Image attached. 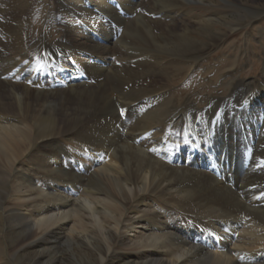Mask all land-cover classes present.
Wrapping results in <instances>:
<instances>
[{
  "label": "bare ground",
  "instance_id": "1",
  "mask_svg": "<svg viewBox=\"0 0 264 264\" xmlns=\"http://www.w3.org/2000/svg\"><path fill=\"white\" fill-rule=\"evenodd\" d=\"M11 2L0 0V48L15 50L16 82L0 81V262L264 264V79L232 93L240 108L222 118L223 99L200 111L155 90L226 38L213 15L194 23L185 8L197 2L178 0L171 22L114 23L115 0H55L45 16L62 36L48 42L25 22L38 1ZM112 29L156 51L149 68L117 48ZM55 53L66 66L55 67ZM85 63L99 84L77 70ZM149 116L164 121L163 135ZM242 145L261 156L247 161Z\"/></svg>",
  "mask_w": 264,
  "mask_h": 264
},
{
  "label": "rangeland",
  "instance_id": "2",
  "mask_svg": "<svg viewBox=\"0 0 264 264\" xmlns=\"http://www.w3.org/2000/svg\"><path fill=\"white\" fill-rule=\"evenodd\" d=\"M11 1L12 4L15 0ZM35 1H38V4L35 7L33 15L31 19H27L25 22L29 25L34 38L45 37L48 42H53L60 38L62 33L58 31L57 28L53 27V24L47 20L45 13L49 5H54V7H56L55 0ZM125 1L129 3L128 7L125 6ZM137 1L139 3V0H115L114 8L111 12H108V21L115 23L117 22V18L121 15V18L124 20H133L136 19V17H141L146 21L154 22L162 19L164 21V18H166L171 22L173 17L170 13H174V11L169 9L168 6H170V4L172 6L178 0H147L148 2L145 0V3H149V5L142 6L135 10L133 6L137 5ZM195 1L197 3L192 2L193 4H191V6L185 8L186 11L188 10L189 12L186 18L196 23L203 18V20H206L207 16L212 14L214 17L213 19L216 21L213 29L214 32L224 35V38L225 36L226 38L221 40L209 55L202 57L198 62L181 60L180 62L183 63V67L180 68L185 69V73H181L179 77L158 81L159 83L155 85V90L159 92L167 91L170 98L174 100L180 108H183L189 102H193L200 111L209 109L214 99L218 102L220 99H223L224 102H219L220 105L215 114V116L221 115L222 118L228 111H231L232 108H240L242 98L237 97V95L232 96V93L241 94L238 91L240 86L244 84H258V81H263L264 79V0ZM192 9H196V11H192ZM71 18H74V16L71 15ZM25 22H17L12 31L15 34L22 33ZM237 23H239L240 26L234 28ZM112 30L117 37L115 39L117 48L123 50L131 57L135 55L139 56L140 60L137 61L138 64L134 65L141 68H149V57L151 54H156V51L153 52V48L140 47L131 40L121 43L119 41L124 31L122 29L120 32L115 29ZM155 34L156 36H160L157 31ZM20 38L21 35H19V39ZM0 49V81L14 84L16 82L12 80V74L13 72L15 73V68L14 61L11 57L15 56V50H9V48ZM163 55H165L163 56L165 59L163 61L165 69L170 72L177 70L178 68L175 66L179 62L175 57L170 53ZM37 56L43 55L38 54ZM64 59L65 54L63 53H55L53 57H50V60L54 61L55 67L66 66L63 62ZM131 60L135 59L131 58ZM75 66L76 65L72 66L70 70H74ZM77 70L88 77V83H90V85L100 83L97 82L99 75L94 71V67L90 66L88 63L81 64ZM107 83L108 80L106 83L103 82L101 84L105 85ZM116 86L119 87L118 83ZM250 88L251 87H248L247 89ZM244 93L245 91L242 93L243 96L245 95ZM115 110L117 115L120 114V110L117 106H115ZM233 112L240 113V111L236 110H233ZM111 117H113V115L110 114L104 117V119H110ZM163 117H166V114ZM188 118H190L189 115ZM147 120L153 123L151 127L158 128L161 132L159 135H163L164 121H159L158 119V121L154 122L151 116H149ZM188 121L189 119L184 122L186 127L191 125ZM139 126H144V123H139ZM104 127H106V125H104ZM212 128H214V125L211 129ZM149 131L138 130L137 133L144 134ZM242 148L243 157L247 161L251 159L256 160L261 156L257 148L254 151L251 146L242 145ZM233 151H237V148L234 147ZM251 155L252 157H250ZM4 242L6 243L7 251H9L10 247H8L9 244L7 240ZM61 252L62 251L59 252V255H61L59 257L63 258ZM0 264H19V261H1Z\"/></svg>",
  "mask_w": 264,
  "mask_h": 264
}]
</instances>
